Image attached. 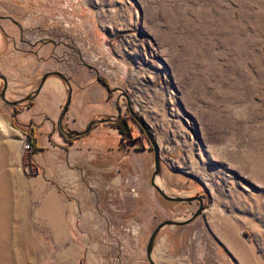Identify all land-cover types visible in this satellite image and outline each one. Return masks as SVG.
<instances>
[{"label": "rangeland", "instance_id": "obj_1", "mask_svg": "<svg viewBox=\"0 0 264 264\" xmlns=\"http://www.w3.org/2000/svg\"><path fill=\"white\" fill-rule=\"evenodd\" d=\"M75 66L96 68L121 114L133 109L148 125L158 185L202 201L192 222L160 231L156 262L264 264V0H0V73L24 81L7 79V100L34 91L41 73ZM50 99L30 111L43 116ZM15 113L0 96V264H149L154 226L199 208L150 184L154 153L131 117L136 141L120 142L109 162L119 171L101 178L81 151L71 158L66 141L48 142L53 114L31 144ZM61 126L70 130L65 118ZM90 213L101 216L82 219Z\"/></svg>", "mask_w": 264, "mask_h": 264}, {"label": "crops", "instance_id": "obj_2", "mask_svg": "<svg viewBox=\"0 0 264 264\" xmlns=\"http://www.w3.org/2000/svg\"><path fill=\"white\" fill-rule=\"evenodd\" d=\"M16 59V58H15ZM11 60H14L12 57ZM13 63H16L13 62ZM6 65V64H5ZM60 69V68H57ZM69 76L71 73H69ZM8 84H10V78H14V80L19 86V82H24L21 74L19 73H14L13 76H9L8 74ZM40 77V76H39ZM37 78V82L38 79ZM71 81H72V103L71 106L68 109V112L66 114V125L69 127V129H77L81 130L83 129L87 123L95 118L97 114H108L111 115L110 113L113 99L111 100L108 97V92L100 84V82L97 81L96 74L93 70H89L86 67H80L78 68L77 72L72 74L70 76ZM33 82L32 84L36 83L35 80L36 78H32ZM27 87L22 89V92H18L20 94L25 95V93H28L32 91L34 88H32L33 85L27 84ZM67 94V85L65 84L64 81H62L59 77L57 76H49L46 81L44 82L40 92L38 95L35 97L33 104L29 107H24V109L17 114V116L20 114L21 116H18L19 119L22 122V125H30V127H33L34 131L36 132V127L40 126V124H43V121L49 120V114H53L54 119H50L49 123L51 125V128L49 127L48 129H54L53 132H48V135L50 136V139H55V135L58 136L61 140L62 143L65 141L62 137V135L56 130V124L58 122V118L60 115L61 107L62 104L65 101V97ZM21 96V95H20ZM50 100H46L44 103V115H37L32 113L30 110L34 108H39L41 106V99L45 97H50ZM53 96V97H52ZM114 107V106H113ZM30 111V112H29ZM76 114L78 117H76ZM43 118H46L43 120ZM54 126V127H53ZM102 128L103 130L108 128L111 131H116V129H113L110 125L103 124V125H98L95 126L91 129V131L84 135L78 137V139H82L79 142H77V138L72 141V143H64L65 149L68 152V156L71 158H74L76 155H78L81 151V155H83L86 158V163L90 166V170H95V172H100L101 173V178L103 177L104 173H113L119 171L115 168H112L111 165L112 163L110 162L111 157H118L120 156L122 149H118V139L119 135L116 136L117 134H114L113 138L115 141L116 147L110 146V143L112 142L113 138L111 136H105L103 134V130H100ZM117 132V131H116ZM114 133V132H113ZM118 133V132H117ZM106 138H109L111 140H107ZM48 142L49 139H48ZM76 145H78V151H75ZM80 145V146H79ZM61 147L62 144L60 145ZM78 153V154H77ZM115 157V158H116ZM89 169V168H88ZM101 215L98 214H92L90 213L89 216L88 214H85V216L82 218L84 220H98ZM158 224V223H157ZM156 224V225H157ZM155 225V226H156ZM154 226V227H155ZM173 230H168L166 231L163 235L164 238L167 237L168 233H172ZM167 233V234H166ZM141 246V244H140ZM140 251V248L138 249ZM154 254L155 253V245H154ZM88 264H92V262L88 260Z\"/></svg>", "mask_w": 264, "mask_h": 264}, {"label": "water", "instance_id": "obj_3", "mask_svg": "<svg viewBox=\"0 0 264 264\" xmlns=\"http://www.w3.org/2000/svg\"><path fill=\"white\" fill-rule=\"evenodd\" d=\"M57 76L59 78H61L66 84H69L68 79L66 77V75L58 70L55 71H48L45 72L40 79L39 85L38 87L30 94L26 95L24 98L22 99H18V100H7L5 98V92L7 89V78L6 76H4L3 74H0V78L3 80V88L0 92V96L2 98V100H4L6 103L10 104V105H17L18 103H20V101L22 100H31L33 97H35L36 94H38V92L40 91L43 83L45 82V80L49 77V76ZM97 81L100 82L102 85H104L107 89V91H109V87L107 85V83L105 81H103L102 79H100L99 77L97 78ZM113 91H115V89H113ZM122 96L126 99L127 104H129V98L126 94V92H122ZM120 97H118L117 99H119ZM70 103V93L68 95L67 101L63 106V110L61 113V117H63L65 115V113L68 110V106ZM118 105V102H117ZM117 114L116 115H108L106 117L103 118H93L91 119L87 125L82 129V130H77V129H70L68 131L69 135H75V136H81V135H85L88 132L91 131V129L93 128V126L95 124H99V123H106V122H113L116 119H118L120 117V108L117 107ZM130 115L132 116V118L135 120V122L141 127V129L143 130L144 134L146 135V138L148 139L149 143L152 146V150L154 153V171L151 174L150 177V184L155 188V190L162 196V198H164L167 201H172V202H191L193 200L198 201L199 203V208L187 219L185 220H172V219H166L163 221H160L151 231L146 246H145V255L147 258V261L149 264H158L156 262L155 256H154V244H155V240L158 236V234L160 233V231L166 227V226H172V225H185L188 224L190 222H192L198 215H200L202 213L203 210V205H202V201L200 198H198L197 196H177V195H171V194H167L162 187H160L157 183V179L160 178L161 176V161H160V156H159V151H158V147L153 139V136L149 130V127L146 123H144V121L142 120V118L133 110V109H129Z\"/></svg>", "mask_w": 264, "mask_h": 264}, {"label": "flooded vegetation", "instance_id": "obj_4", "mask_svg": "<svg viewBox=\"0 0 264 264\" xmlns=\"http://www.w3.org/2000/svg\"><path fill=\"white\" fill-rule=\"evenodd\" d=\"M39 60H43L42 59V57H41V55L39 56ZM81 66H75V67H73L72 69H71V71H64L62 68H60V69H56V70H58V71H61V72H66V77H67V79H68V82H69V84H66L67 85V93H68V95H69V93H70V95L72 94V81H71V78H70V76L72 75V74H74L75 72H77V70H78V68H80ZM83 67V66H82ZM90 69L89 70H93L94 72H95V74H96V77L98 78H100V79H102L103 81H105L106 83H107V85H108V87H109V91H107L108 92V95H111V94H114V92L115 91H113V88L110 86V84L107 82V80L104 78V77H101L100 76V74H99V72H98V70L96 69V68H93L92 66H88ZM55 71V70H54ZM46 72H48V71H46ZM68 72L69 73H71L70 74V76H69V74H68ZM1 74V73H0ZM44 74V73H43ZM42 73H41V76L43 75ZM5 76V75H4ZM41 76H40V78H39V80H38V83L40 82V79H41ZM7 78V77H6ZM1 79V78H0ZM8 79V78H7ZM61 79V78H60ZM2 80V79H1ZM62 80V79H61ZM3 81V80H2ZM46 81V80H45ZM63 81V80H62ZM37 83V84H38ZM44 84V83H43ZM101 84V83H100ZM39 85V84H38ZM43 86V85H42ZM102 86H104V85H102ZM38 87V86H37ZM42 88V87H41ZM104 88L106 89V87L104 86ZM41 90V89H40ZM107 90V89H106ZM33 91H31L30 93H32ZM40 92V91H39ZM38 92V93H39ZM30 93H28V94H30ZM28 94H26V95H28ZM26 95H24L22 98H24ZM38 94H36L35 95V97L37 96ZM67 95V94H66ZM35 97H33L31 100H22V101H20V103H21V105H23L24 107H29V106H31L32 104H33V101H34V99H35ZM21 98V99H22ZM18 100V99H17ZM117 101H118V99H117ZM66 102L64 101V103L62 104V107H61V111H60V115H59V118H58V122H57V124H56V130L62 135V137H63V139L66 141V139H65V137L67 136V134H68V130L67 131H64L65 129H63V128H61L62 126V121L64 120V118L66 119V114H67V112H68V110H67V112L65 113V115L63 116V117H61V113H62V110H63V106H64V104H65ZM119 103H120V101H119ZM19 104V103H18ZM17 104V105H18ZM70 104V103H69ZM17 105H12V107H13V111H15L16 113H15V115H17L18 113H20L23 109H24V107L22 108V110L20 111V110H17L18 109V107H17ZM115 105V104H114ZM116 105H115V110H116ZM68 109H69V106H68ZM116 112H117V110H116ZM122 117H126L127 118V120H128V122H129V124H130V121H129V118L128 117H131L132 118V116L130 115H128V116H125V115H122L121 114V111H120V117L118 118V119H116V120H119L120 118H122ZM133 119V118H132ZM133 121H135L134 119H133ZM109 123H111V122H106V123H102V124H107V125H109ZM131 125V124H130ZM96 126V124L93 126V127H95ZM111 126V125H110ZM112 127V126H111ZM113 128V127H112ZM131 128H132V125H131ZM113 129H116V128H113ZM140 129H141V127H140ZM116 131L118 132V134H119V139H118V149H122V146L124 145V142L126 141V138L128 139V138H130V140L131 141H133V142H135L136 141V138H134V137H132V129H131V132H130V134L129 135H127V136H124L122 133H120L119 131H118V129H116ZM141 131H143L142 129H141ZM29 132H31L32 134L34 133V129H33V127H30V130H29ZM89 133V132H88ZM87 133V134H88ZM26 134H27V132H26ZM86 135V134H85ZM81 136H84V135H81ZM50 137V136H49ZM77 137H80V136H77ZM49 140H50V138H49ZM68 142V141H67ZM120 142H122V146L120 145ZM68 143H72V142H68ZM126 148H128V146H126ZM149 148H152V146L150 147V143H149ZM135 149H139V148H135ZM122 151H123V149H122ZM123 153H124V151H123ZM125 155V154H124Z\"/></svg>", "mask_w": 264, "mask_h": 264}, {"label": "trees", "instance_id": "obj_5", "mask_svg": "<svg viewBox=\"0 0 264 264\" xmlns=\"http://www.w3.org/2000/svg\"><path fill=\"white\" fill-rule=\"evenodd\" d=\"M109 125H111L113 128L118 129V131L120 133H122L124 136L129 135L131 132V129H132L131 125L129 124L126 117H122L119 120H115V121L109 123ZM28 135L30 136V143L32 144L33 138H31V136H33V134L28 133ZM76 138H78V137L75 135H69V134H67V136L65 137L66 141H68V142H72Z\"/></svg>", "mask_w": 264, "mask_h": 264}, {"label": "bare ground", "instance_id": "obj_6", "mask_svg": "<svg viewBox=\"0 0 264 264\" xmlns=\"http://www.w3.org/2000/svg\"><path fill=\"white\" fill-rule=\"evenodd\" d=\"M0 120H1V119H0ZM1 121H2V120H1ZM1 121H0V122H1ZM3 121H4V120H3ZM3 121H2V123H3ZM5 123H6V122H4V125H3V126H6ZM0 125H1V123H0ZM1 126H2V125H1ZM3 126H2V127H3ZM2 129H3V128H2ZM6 129H7V128H6ZM6 129L4 128V130H6ZM7 130H8V129H7ZM49 198H50V197H49Z\"/></svg>", "mask_w": 264, "mask_h": 264}, {"label": "built area", "instance_id": "obj_7", "mask_svg": "<svg viewBox=\"0 0 264 264\" xmlns=\"http://www.w3.org/2000/svg\"><path fill=\"white\" fill-rule=\"evenodd\" d=\"M25 148H29V142H25Z\"/></svg>", "mask_w": 264, "mask_h": 264}]
</instances>
